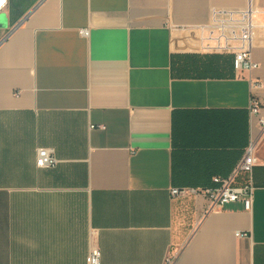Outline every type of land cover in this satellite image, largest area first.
Segmentation results:
<instances>
[{"label":"crops","instance_id":"obj_1","mask_svg":"<svg viewBox=\"0 0 264 264\" xmlns=\"http://www.w3.org/2000/svg\"><path fill=\"white\" fill-rule=\"evenodd\" d=\"M256 3V0H254ZM248 0H7L0 10V264H264L259 67L193 78L200 28ZM81 31H87L82 36ZM256 142L253 209L203 195ZM58 163L38 168L37 151ZM237 234H246L238 237Z\"/></svg>","mask_w":264,"mask_h":264},{"label":"built area","instance_id":"obj_2","mask_svg":"<svg viewBox=\"0 0 264 264\" xmlns=\"http://www.w3.org/2000/svg\"><path fill=\"white\" fill-rule=\"evenodd\" d=\"M7 0H0V10ZM248 6L242 10H217L212 12L208 24L200 28V50L202 54L229 55L233 58L234 69L237 74L252 72L259 65L253 60V49L258 31L264 32V7H260L254 0H248ZM87 36V31H81ZM251 115L259 119L264 128V118L261 116V102L256 98L251 101ZM257 144L250 143L243 159L239 162L233 173L226 177H214L213 187L206 189L174 188L173 197L187 195H203L209 201L208 211L225 208L227 205L242 203L246 211L253 209L255 186L253 182L254 169L257 166ZM58 161L51 149L40 148L37 151L38 168H54ZM246 237V234H237ZM87 264H101V252L92 248ZM166 264H173L168 259Z\"/></svg>","mask_w":264,"mask_h":264},{"label":"trees","instance_id":"obj_3","mask_svg":"<svg viewBox=\"0 0 264 264\" xmlns=\"http://www.w3.org/2000/svg\"><path fill=\"white\" fill-rule=\"evenodd\" d=\"M221 61V62H220ZM234 70L232 57H197L192 56V77L207 78H228ZM198 189V188H196Z\"/></svg>","mask_w":264,"mask_h":264},{"label":"rangeland","instance_id":"obj_4","mask_svg":"<svg viewBox=\"0 0 264 264\" xmlns=\"http://www.w3.org/2000/svg\"><path fill=\"white\" fill-rule=\"evenodd\" d=\"M256 3H257L258 6L264 7V0H256ZM234 71H235V69H234Z\"/></svg>","mask_w":264,"mask_h":264},{"label":"water","instance_id":"obj_5","mask_svg":"<svg viewBox=\"0 0 264 264\" xmlns=\"http://www.w3.org/2000/svg\"><path fill=\"white\" fill-rule=\"evenodd\" d=\"M4 24V22L2 21V19H0V25H3Z\"/></svg>","mask_w":264,"mask_h":264}]
</instances>
